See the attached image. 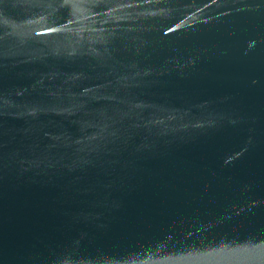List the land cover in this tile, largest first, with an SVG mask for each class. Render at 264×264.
Masks as SVG:
<instances>
[{
    "label": "water",
    "instance_id": "obj_1",
    "mask_svg": "<svg viewBox=\"0 0 264 264\" xmlns=\"http://www.w3.org/2000/svg\"><path fill=\"white\" fill-rule=\"evenodd\" d=\"M0 264H264V0H0Z\"/></svg>",
    "mask_w": 264,
    "mask_h": 264
}]
</instances>
